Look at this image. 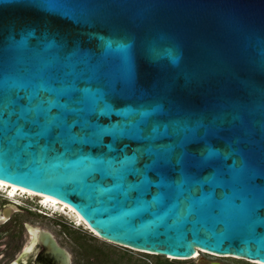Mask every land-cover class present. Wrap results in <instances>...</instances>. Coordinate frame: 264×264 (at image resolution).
<instances>
[{
    "label": "water",
    "instance_id": "water-1",
    "mask_svg": "<svg viewBox=\"0 0 264 264\" xmlns=\"http://www.w3.org/2000/svg\"><path fill=\"white\" fill-rule=\"evenodd\" d=\"M0 181L131 249L264 263V0H0Z\"/></svg>",
    "mask_w": 264,
    "mask_h": 264
},
{
    "label": "rangeland",
    "instance_id": "rangeland-1",
    "mask_svg": "<svg viewBox=\"0 0 264 264\" xmlns=\"http://www.w3.org/2000/svg\"><path fill=\"white\" fill-rule=\"evenodd\" d=\"M20 199L22 200L24 199V197H20ZM24 200L26 201V199ZM8 205L9 203H6V201L4 200V196L0 194V208ZM13 212L16 213L15 220H10L3 225L1 224L0 229H17L21 227V222L49 229L53 232L58 231V229L60 228V226L57 225V222L65 226L66 229L63 230V233H61V241L71 253L72 264H86V256L84 255V251L82 248L83 241L86 243H90L94 245L98 250L103 251V255L108 258H106L107 262H102L103 264H194V262L196 261V258L173 259L170 256L166 257V260L165 256L162 255L149 253L147 254L145 252L134 250L123 245H119L114 242L102 239L96 235L94 230H92L83 222H80L81 225L76 224V222L78 221L76 220V217L72 212H67V217L63 215H53L54 217L52 218L39 216L35 213L31 214L28 211L17 210L15 207ZM72 220L74 222L73 224L71 223ZM86 227L89 229H86ZM89 230H91L94 234ZM199 255L203 256L206 259L217 260L225 264L246 262L243 259H237L230 256H214L204 252H201Z\"/></svg>",
    "mask_w": 264,
    "mask_h": 264
},
{
    "label": "flooded vegetation",
    "instance_id": "flooded-vegetation-1",
    "mask_svg": "<svg viewBox=\"0 0 264 264\" xmlns=\"http://www.w3.org/2000/svg\"><path fill=\"white\" fill-rule=\"evenodd\" d=\"M7 191L8 188H5L4 190L0 191V194L6 197V199H4L6 203H9V205H13L17 210L28 211L31 214L35 213L38 214L39 216H45L49 218L54 217L53 215L56 216L62 215V212L59 211L58 209L53 210L54 212L52 211V209H45V206L41 205L42 196H39L38 194H36L35 196H31L30 194L23 192L22 194L20 193L19 195H16L15 196L16 198L13 199L7 196ZM20 197H24L26 201L24 199L21 200ZM60 205L61 203L58 202V206ZM6 207L8 206L0 208V216L2 215V212ZM64 210H67L66 207L64 208ZM15 217H16V213L12 211L9 217L1 224L3 225L9 222L10 220H15ZM71 223L72 224L74 223L73 220L71 221ZM29 225L34 226L32 224ZM57 225L60 226V228L58 229L59 232L58 231L53 232L49 229H45L39 226H35V227L49 230L52 233L55 240L57 241V243L61 247L68 250L61 241V233H63V230H65L66 227L58 222ZM20 226L21 227L13 230H9L7 228L0 229V264H54L51 258H46L45 254L43 253L42 246L38 245L37 243L34 244L32 243L29 246L31 242H35L39 238L38 233L31 232L29 229H27L25 222H21ZM213 261H217V260L206 259L203 256L199 255L198 257H196V261L194 262V264H209L210 262ZM221 264H225V263H221ZM234 264H256V263L246 261V262H236Z\"/></svg>",
    "mask_w": 264,
    "mask_h": 264
},
{
    "label": "bare ground",
    "instance_id": "bare-ground-1",
    "mask_svg": "<svg viewBox=\"0 0 264 264\" xmlns=\"http://www.w3.org/2000/svg\"><path fill=\"white\" fill-rule=\"evenodd\" d=\"M6 187H8L7 196L9 198H13L14 199V198H16L15 197L16 195H19L20 193L22 194L23 192H26V193L30 194L31 196H35L36 194H38L39 196H42V202H41V205L42 206H45L47 208L49 207L48 209H52V211L58 209L59 211L62 212V215L65 216V217H67L66 213L67 212H70L69 210H64L65 207H63L62 205L58 206V202L55 201L54 199H52L51 197H48V196H45V195H42V194H39V193L30 191V190H27V189H24V188L15 186V185H11V184H8V183L3 182V181H0V191L4 190ZM14 201H17V200H14ZM8 209L11 210V211H13L14 210L13 205H8ZM75 217H76V220L78 221V222H76V224H79L80 225V222H83L84 224L87 225V223H85L83 220H81L80 218H78L76 215H75ZM32 243L33 242H31L29 244V246ZM201 252L202 251H200L199 249H197L196 252L194 253V255L192 256V258L198 257ZM218 256H222V255H218ZM170 257H172V256H170ZM250 261L253 262V263L255 262V263H259V264H264V263L258 262L256 260H250Z\"/></svg>",
    "mask_w": 264,
    "mask_h": 264
},
{
    "label": "trees",
    "instance_id": "trees-1",
    "mask_svg": "<svg viewBox=\"0 0 264 264\" xmlns=\"http://www.w3.org/2000/svg\"><path fill=\"white\" fill-rule=\"evenodd\" d=\"M82 248L84 251V255L86 256V264H103V261L107 262V257L103 255V251L98 250L94 245L83 241ZM165 259L167 260L166 257Z\"/></svg>",
    "mask_w": 264,
    "mask_h": 264
},
{
    "label": "clouds",
    "instance_id": "clouds-1",
    "mask_svg": "<svg viewBox=\"0 0 264 264\" xmlns=\"http://www.w3.org/2000/svg\"><path fill=\"white\" fill-rule=\"evenodd\" d=\"M4 199H6V197L4 196ZM45 209H48L47 207H45Z\"/></svg>",
    "mask_w": 264,
    "mask_h": 264
},
{
    "label": "built area",
    "instance_id": "built-area-1",
    "mask_svg": "<svg viewBox=\"0 0 264 264\" xmlns=\"http://www.w3.org/2000/svg\"><path fill=\"white\" fill-rule=\"evenodd\" d=\"M48 208H49V207H48ZM193 255H194V254H193ZM193 255H192V256H193Z\"/></svg>",
    "mask_w": 264,
    "mask_h": 264
}]
</instances>
